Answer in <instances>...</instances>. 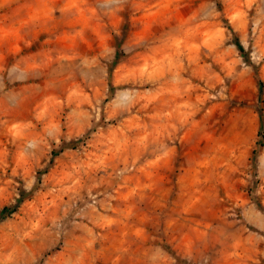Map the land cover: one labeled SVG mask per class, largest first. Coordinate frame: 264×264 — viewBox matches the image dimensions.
Returning a JSON list of instances; mask_svg holds the SVG:
<instances>
[{"label": "rangeland", "instance_id": "1", "mask_svg": "<svg viewBox=\"0 0 264 264\" xmlns=\"http://www.w3.org/2000/svg\"><path fill=\"white\" fill-rule=\"evenodd\" d=\"M258 75L264 0H0V264H264Z\"/></svg>", "mask_w": 264, "mask_h": 264}, {"label": "trees", "instance_id": "2", "mask_svg": "<svg viewBox=\"0 0 264 264\" xmlns=\"http://www.w3.org/2000/svg\"><path fill=\"white\" fill-rule=\"evenodd\" d=\"M236 44H237V46L239 47L240 50H242V51L244 50L243 47H242V45H241V43H240V41L237 40V41H236ZM258 78H259L258 80H259L260 90L263 91V88H264V81H263V79H262L261 77H259V75H258ZM259 132H260L261 135H263V128H260V131H259ZM15 209H16V207L13 208V210H15ZM4 212H5V208H4ZM2 214H3V213H2ZM4 217H5V216L2 215V219H3Z\"/></svg>", "mask_w": 264, "mask_h": 264}]
</instances>
